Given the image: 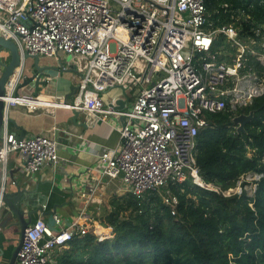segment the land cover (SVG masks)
<instances>
[{"label":"built area","instance_id":"1","mask_svg":"<svg viewBox=\"0 0 264 264\" xmlns=\"http://www.w3.org/2000/svg\"><path fill=\"white\" fill-rule=\"evenodd\" d=\"M14 1L0 7V35L13 38L22 52H64L85 61L76 97L58 104L104 120L110 115L123 118L118 147L100 154L102 176L120 177L138 198L190 175L220 191L200 175L197 135L208 125L209 113L231 110L238 115L264 94V73L254 62L264 66V24L252 26L247 39L234 22L214 27L205 0ZM243 15L239 12L236 20ZM218 35L225 36L231 50L214 49ZM95 73L113 84L139 86L132 105L116 109V99L107 103L101 93L105 85L90 84ZM22 76L14 74L7 82L13 90L2 98L8 104L36 109L53 103L12 94ZM58 148V141L48 136L6 132L0 136V164L18 151L26 170L34 173L47 162L59 161ZM261 176L247 174L222 193H242L244 179ZM164 200L175 213L177 197ZM2 205L0 194V210ZM83 214L56 230L44 218L31 223L15 264H57L56 252L74 235L88 233L90 225L108 231ZM54 221L61 223L58 215Z\"/></svg>","mask_w":264,"mask_h":264},{"label":"trees","instance_id":"2","mask_svg":"<svg viewBox=\"0 0 264 264\" xmlns=\"http://www.w3.org/2000/svg\"><path fill=\"white\" fill-rule=\"evenodd\" d=\"M214 27L234 22L241 36L264 24V0H205ZM239 12H243L239 21ZM223 45V47H221ZM223 35L214 49L229 51ZM223 58V57H222ZM264 73V66L255 60ZM255 111L246 129L234 125V111L209 113L197 135V164L202 179L217 191L188 176L170 182L144 198L133 193L116 197L103 220L107 232L93 226L74 235L57 251V264H264V94L239 113ZM242 193L225 195L247 174ZM164 196H176L175 213ZM102 233V234H100ZM54 264V263H53Z\"/></svg>","mask_w":264,"mask_h":264},{"label":"crops","instance_id":"3","mask_svg":"<svg viewBox=\"0 0 264 264\" xmlns=\"http://www.w3.org/2000/svg\"><path fill=\"white\" fill-rule=\"evenodd\" d=\"M14 3V0H0V7H10ZM27 60L23 64L24 68L19 67L14 73L16 77L21 74V68L22 71L24 69V75L32 73L33 60ZM1 61H10L7 49L0 51ZM84 63L83 58L72 57L64 52L53 56L40 55V65L51 68L47 70L50 72L48 83L36 96L54 104L30 109L26 105H10L6 102L7 120L1 137L6 132H13L22 137L44 135L54 138L58 141L60 159L57 163L47 162L39 171L30 173L25 168L24 155L13 152L5 163L0 164V189L7 191L20 186L33 190L31 201L43 200L44 210L33 214L31 223L44 218L55 230L69 226L82 213L89 216L90 222L107 228L103 220L112 210V201L132 193L120 177L109 178L100 172V154L107 148L118 147L123 118L110 115L98 121L100 118L88 110L71 109L58 104L71 102L76 97L80 81L85 76ZM3 71L0 65V74ZM23 79L24 76L18 81L19 84ZM90 84L105 85L102 96L107 103L116 99V109L129 108L139 88L110 83L99 73L94 74ZM12 90L7 86V92ZM18 91L19 94L33 95L35 84L23 86ZM72 92H75L74 96L68 97ZM54 215L60 217V225L55 223ZM10 218V211L4 205L0 210V243H10L13 245L12 251L18 243L20 230L17 226H9ZM12 220L16 221V218L13 216Z\"/></svg>","mask_w":264,"mask_h":264},{"label":"water","instance_id":"4","mask_svg":"<svg viewBox=\"0 0 264 264\" xmlns=\"http://www.w3.org/2000/svg\"><path fill=\"white\" fill-rule=\"evenodd\" d=\"M8 50L10 52V61H1L0 65L4 68V71L0 74V136L5 127L7 120L6 116V101L2 98L7 92V82L10 80L11 75L18 71L19 67H23L25 60L31 58L33 60L32 73L30 75L23 74L22 68L21 73L24 76L22 83H18L12 94L17 95L19 88L28 86L31 83L35 84V91L33 96H36L43 86L48 83L50 72L47 71L51 67L47 65H40V55L31 54L29 52H22L19 45L13 38H6L0 35V51ZM27 60V61H28ZM24 68V67H23ZM75 92L70 93L68 97L74 96ZM116 107V106H115ZM255 111L251 110L249 113H240L235 115L233 118L234 125L238 131L246 129V124L253 119ZM97 116V115H96ZM101 121V119H98ZM23 136V135H22ZM21 136V137H22ZM33 190L22 188L17 186L16 189L4 190L0 189L2 195L3 205H5L10 211L11 218L9 220V226H17L20 230V236L17 245L11 251L10 243H0V264H15L17 260L18 252L21 248L26 228L32 221V216L39 210L43 212V200L31 201ZM30 209H27V208ZM2 209V208H1ZM16 218V221L12 220V217Z\"/></svg>","mask_w":264,"mask_h":264},{"label":"rangeland","instance_id":"5","mask_svg":"<svg viewBox=\"0 0 264 264\" xmlns=\"http://www.w3.org/2000/svg\"><path fill=\"white\" fill-rule=\"evenodd\" d=\"M249 182L246 184V188L247 190L252 193L255 189V184L251 183L250 180H248ZM53 263V262H52Z\"/></svg>","mask_w":264,"mask_h":264}]
</instances>
